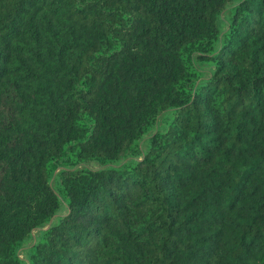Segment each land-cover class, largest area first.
<instances>
[{
	"label": "trees",
	"instance_id": "16d2710c",
	"mask_svg": "<svg viewBox=\"0 0 264 264\" xmlns=\"http://www.w3.org/2000/svg\"><path fill=\"white\" fill-rule=\"evenodd\" d=\"M0 264H264V0H0Z\"/></svg>",
	"mask_w": 264,
	"mask_h": 264
},
{
	"label": "rangeland",
	"instance_id": "374dc122",
	"mask_svg": "<svg viewBox=\"0 0 264 264\" xmlns=\"http://www.w3.org/2000/svg\"><path fill=\"white\" fill-rule=\"evenodd\" d=\"M223 18L227 19L228 18V12H224L223 13ZM64 211V210H62ZM37 235V231H34L32 233V238L26 240L22 246V248L20 249V256L24 258L25 254H26V250L29 249L31 247V245L33 244V242L35 241Z\"/></svg>",
	"mask_w": 264,
	"mask_h": 264
}]
</instances>
